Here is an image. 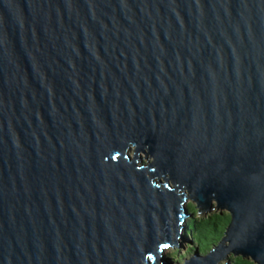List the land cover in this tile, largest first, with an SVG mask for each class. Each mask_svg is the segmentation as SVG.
Wrapping results in <instances>:
<instances>
[{
    "label": "water",
    "instance_id": "water-1",
    "mask_svg": "<svg viewBox=\"0 0 264 264\" xmlns=\"http://www.w3.org/2000/svg\"><path fill=\"white\" fill-rule=\"evenodd\" d=\"M188 200L177 264H264V0H0V264H167Z\"/></svg>",
    "mask_w": 264,
    "mask_h": 264
},
{
    "label": "trees",
    "instance_id": "trees-1",
    "mask_svg": "<svg viewBox=\"0 0 264 264\" xmlns=\"http://www.w3.org/2000/svg\"><path fill=\"white\" fill-rule=\"evenodd\" d=\"M187 211L191 213V217L185 219L183 235L189 236L192 244L185 245L186 252L194 250L195 247L199 251H206L216 244L222 237L224 230L229 223L230 216L226 211H215L206 216L199 215L194 204H186ZM182 252L179 253L177 248H174L169 257L172 259L182 260L185 258V250L182 247ZM231 264H255L250 259H245L241 256L230 255Z\"/></svg>",
    "mask_w": 264,
    "mask_h": 264
},
{
    "label": "rangeland",
    "instance_id": "rangeland-1",
    "mask_svg": "<svg viewBox=\"0 0 264 264\" xmlns=\"http://www.w3.org/2000/svg\"><path fill=\"white\" fill-rule=\"evenodd\" d=\"M144 155L141 153V162H145V157H143ZM189 203H191V204H194L191 200H188L187 201V205L189 204ZM215 211H219V210H217V209H215V210H213V211H211V212H209V213H212V212H215ZM220 212V211H219ZM221 212H223V211H221ZM209 213H207V214H205V215H202V216H206V215H208ZM192 215V214H191ZM189 217V216H188ZM193 242H192V240H191V238L189 237V236H186V235H181V237H178L177 238V244H174V245H172V246H168V248H165L164 250H163V252H162V256H163V258L165 259V261L167 262V264H177V262L178 263H180V261L181 260H179V259H172L171 257H169V253L174 249V248H177L179 251V253H181L182 252V247H183V249L185 250V252H186V249H188V248H186V246L185 245H190V244H192ZM208 251V249L206 250V251H200L202 254L203 253H206ZM190 254H192V251H188V252H186V254H185V258H188L189 256H190ZM231 263V262H230Z\"/></svg>",
    "mask_w": 264,
    "mask_h": 264
},
{
    "label": "clouds",
    "instance_id": "clouds-1",
    "mask_svg": "<svg viewBox=\"0 0 264 264\" xmlns=\"http://www.w3.org/2000/svg\"><path fill=\"white\" fill-rule=\"evenodd\" d=\"M168 248V247H167ZM181 262H182V260H181Z\"/></svg>",
    "mask_w": 264,
    "mask_h": 264
},
{
    "label": "snow or ice",
    "instance_id": "snow-or-ice-1",
    "mask_svg": "<svg viewBox=\"0 0 264 264\" xmlns=\"http://www.w3.org/2000/svg\"><path fill=\"white\" fill-rule=\"evenodd\" d=\"M166 246V245H165Z\"/></svg>",
    "mask_w": 264,
    "mask_h": 264
}]
</instances>
